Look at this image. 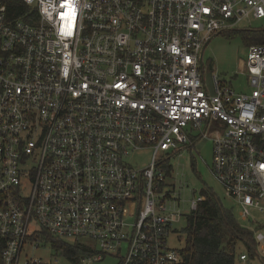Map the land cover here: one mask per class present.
<instances>
[{
	"label": "built area",
	"instance_id": "obj_1",
	"mask_svg": "<svg viewBox=\"0 0 264 264\" xmlns=\"http://www.w3.org/2000/svg\"><path fill=\"white\" fill-rule=\"evenodd\" d=\"M68 2L74 16L65 0H0V264H50L29 255L42 232L91 248L81 263H180L157 155L205 139L264 264L251 213L264 215V43L240 63L247 91L213 74L210 92L201 65L214 35L264 17V0ZM147 147L149 163L130 165Z\"/></svg>",
	"mask_w": 264,
	"mask_h": 264
},
{
	"label": "rangeland",
	"instance_id": "obj_2",
	"mask_svg": "<svg viewBox=\"0 0 264 264\" xmlns=\"http://www.w3.org/2000/svg\"><path fill=\"white\" fill-rule=\"evenodd\" d=\"M237 31H224L214 35L205 45L202 55L203 76L209 91L213 92L212 75L216 74L218 80L231 85L236 91L248 90L243 85L245 73H241L240 63L245 61L247 45L243 43L241 30L247 28H264V17L261 19H251L244 22ZM196 149L192 147H183L177 151L169 150L158 153L162 159H166L165 165L172 167L171 177L166 179L168 191L172 192L173 199L178 201L170 205L181 216L172 224L167 242L169 246L181 249L184 246L185 235L181 232L185 227V214L191 210L190 200L197 198L204 188H209L219 198L223 207L231 209L235 219L242 225L249 223L243 221L238 213V208L233 199L227 197L218 183L209 171L212 160V140L205 139L195 144ZM153 149L150 147L135 151L129 158V164L140 168L147 165L152 157ZM194 192V193H193ZM253 219L259 224H264V215L255 210H251ZM132 221V219L129 218ZM26 247V246H25ZM27 248V247H26ZM244 252L238 248L235 256V264H241L238 261V254ZM29 253V252H28ZM110 254V253H109ZM105 255L99 261H85L81 264H117L118 260L110 255ZM29 255L39 258L45 263L50 264H70L69 260L60 256L49 245L40 246L31 251ZM249 264H262L259 260Z\"/></svg>",
	"mask_w": 264,
	"mask_h": 264
},
{
	"label": "trees",
	"instance_id": "obj_3",
	"mask_svg": "<svg viewBox=\"0 0 264 264\" xmlns=\"http://www.w3.org/2000/svg\"><path fill=\"white\" fill-rule=\"evenodd\" d=\"M237 30L239 28L232 31ZM241 32L243 43L247 46L264 43V28H247ZM165 168L166 178L171 177L172 167L165 165ZM199 194L204 199L185 214L186 223L181 231L185 235V242L181 248L182 261L178 264H234L238 248H242L246 256H255L254 230L257 226L252 228L238 222L232 210L223 207L211 189L204 188ZM42 235L46 243L66 256L71 264H81L82 257L93 252L79 242L58 239L44 232ZM2 242L0 239V252Z\"/></svg>",
	"mask_w": 264,
	"mask_h": 264
},
{
	"label": "crops",
	"instance_id": "obj_4",
	"mask_svg": "<svg viewBox=\"0 0 264 264\" xmlns=\"http://www.w3.org/2000/svg\"><path fill=\"white\" fill-rule=\"evenodd\" d=\"M205 48V47H204ZM204 50V49H203ZM202 55H203V52H202ZM201 63H202V68H203V62H202V57H201ZM252 227V226H251ZM252 228H255L254 226L252 227ZM258 228V227H257ZM244 252H241L240 254L241 255H244L243 254ZM240 255V256H241ZM240 256L238 255V261H240L241 262V264H249V263H251V262H254V261H256V260H259L260 262H261V260H260V256H259V253H258V251L256 250V254H255V256H253V257H249V256H247V258L245 259V260H240ZM262 263V262H261ZM235 264V263H234Z\"/></svg>",
	"mask_w": 264,
	"mask_h": 264
},
{
	"label": "snow or ice",
	"instance_id": "obj_5",
	"mask_svg": "<svg viewBox=\"0 0 264 264\" xmlns=\"http://www.w3.org/2000/svg\"><path fill=\"white\" fill-rule=\"evenodd\" d=\"M65 3H66V6L69 8V15L74 16L75 9L73 8L72 4L68 2V0H65ZM62 18H63V14H62ZM70 29H71V26H70ZM70 34H71V30L65 33V35H70ZM261 167H264V165H262Z\"/></svg>",
	"mask_w": 264,
	"mask_h": 264
},
{
	"label": "clouds",
	"instance_id": "obj_6",
	"mask_svg": "<svg viewBox=\"0 0 264 264\" xmlns=\"http://www.w3.org/2000/svg\"><path fill=\"white\" fill-rule=\"evenodd\" d=\"M28 2H29V3H31V2H32V0H28ZM49 7H51V5H49ZM43 9H47V8H43Z\"/></svg>",
	"mask_w": 264,
	"mask_h": 264
},
{
	"label": "water",
	"instance_id": "obj_7",
	"mask_svg": "<svg viewBox=\"0 0 264 264\" xmlns=\"http://www.w3.org/2000/svg\"><path fill=\"white\" fill-rule=\"evenodd\" d=\"M203 49H204V47H203ZM203 49H202V51H203ZM202 51H201V56H202ZM202 65V64H201Z\"/></svg>",
	"mask_w": 264,
	"mask_h": 264
}]
</instances>
